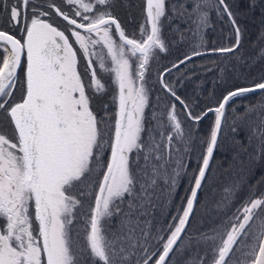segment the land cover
Returning a JSON list of instances; mask_svg holds the SVG:
<instances>
[{"label": "snow or ice", "instance_id": "obj_1", "mask_svg": "<svg viewBox=\"0 0 264 264\" xmlns=\"http://www.w3.org/2000/svg\"><path fill=\"white\" fill-rule=\"evenodd\" d=\"M166 3L145 0L138 34H128L113 14L116 0H0V113L13 132L0 133V264H264V193L231 211L239 185L225 186L214 205L220 222L191 226L225 140L234 159L264 160V75L227 89L215 106L182 98L166 77L195 57L220 54L222 82L247 63L237 52L242 29L226 0H185L180 19L190 35L180 39L190 51L159 68L169 51L162 20L177 11ZM212 11L228 18L234 39L201 51ZM109 86L114 119L107 103L101 116L92 106ZM249 94L261 99L238 112L236 99ZM185 176L176 214L154 226Z\"/></svg>", "mask_w": 264, "mask_h": 264}, {"label": "rangeland", "instance_id": "obj_2", "mask_svg": "<svg viewBox=\"0 0 264 264\" xmlns=\"http://www.w3.org/2000/svg\"><path fill=\"white\" fill-rule=\"evenodd\" d=\"M56 1L58 5L63 7L62 0ZM184 2L185 0H167L166 7L170 6L171 3H175L177 4V11L175 14L169 12V15H174L171 23H168L167 20H162V36L169 43V51L167 53H160L159 68H164L165 66L171 67L178 57H182L185 52L190 51V41L187 39L182 41L180 39L181 35L185 37L190 35L187 31V24L183 20L182 31L186 34L180 30L177 31L179 21L181 20V8L179 5ZM251 2L255 4V7H249L250 0H226L242 29L241 47L237 49V52L247 59V63L239 65L235 73L229 72L226 82H222L218 79L220 74L219 67L223 66V57L220 54L195 57L194 60L188 62L187 67L181 65L179 70L173 69L171 75L166 77V79H169L171 83L176 85L178 95L187 101L196 99L200 101L201 105L211 104L215 106L216 100L227 89L232 88L236 84L251 83L254 79H259L261 75H264V59H260L259 55L260 49L264 48V38H262L264 37V0H251ZM144 9L145 0H116L113 14L120 20L128 34L134 32L138 34L139 25L144 19ZM53 19L63 29L64 22L62 19L59 17H53ZM210 23L211 26L205 31V47L201 51H206L213 47L226 46L233 42L234 37L229 38L231 35V25L228 24L226 16L223 20H220L215 11H212L210 12ZM6 27L7 25L0 19V29ZM228 63L230 66L237 64V61L231 58V54H229ZM185 75L188 77L187 79H177V77ZM110 80L111 77H104L106 84H109ZM155 81L156 72L152 71L151 83L153 84V90L155 94L163 97L164 93L155 84ZM113 91L114 86H109L103 95H97L93 99V110L98 116L103 115V108L107 103L109 105V116L114 119L116 106L111 103ZM19 98L20 95L17 93L16 99L19 100ZM260 99L261 97L258 94H249L246 97L237 98L235 101L236 110L242 112L244 105L255 104ZM177 109L178 111L180 110L179 105H177ZM211 122V118L201 122L199 130L202 134L207 133ZM0 133H6L10 138L13 136L12 127L2 113H0ZM241 136H243V133H241ZM229 144L230 142L225 140L222 149L215 153L214 162L211 166L215 179L210 186L204 188L199 193L198 198L202 202V206L196 213V220L191 221L193 230L208 231L220 222V218L224 213L218 211L214 205L220 200L225 186L239 185L231 211L239 207L248 198L250 193H255L257 197L261 193H264V160H252L246 153H242L238 159H234L235 149L231 148ZM248 151L252 152V149L250 148ZM195 167L196 164L193 161L189 165V172ZM187 188L188 177L185 176L181 180L174 198H170L172 202L170 204L165 202L163 208L156 212L158 215L153 221L154 226L170 222V217L176 214V209L180 205L181 199L186 196ZM231 211H229V215H231ZM115 222L116 219L113 218V223ZM202 253L203 247H201ZM188 255L191 254L186 253V256Z\"/></svg>", "mask_w": 264, "mask_h": 264}, {"label": "trees", "instance_id": "obj_3", "mask_svg": "<svg viewBox=\"0 0 264 264\" xmlns=\"http://www.w3.org/2000/svg\"><path fill=\"white\" fill-rule=\"evenodd\" d=\"M56 3L58 4V2L56 1ZM181 26V27H180ZM176 27H177V25H176ZM177 29H179L180 31H182L183 29H182V19L179 21V24H178V28ZM182 33H185L184 31H182ZM186 34V33H185ZM157 213L155 214V216L157 217Z\"/></svg>", "mask_w": 264, "mask_h": 264}, {"label": "water", "instance_id": "obj_4", "mask_svg": "<svg viewBox=\"0 0 264 264\" xmlns=\"http://www.w3.org/2000/svg\"><path fill=\"white\" fill-rule=\"evenodd\" d=\"M179 243V242H178Z\"/></svg>", "mask_w": 264, "mask_h": 264}]
</instances>
